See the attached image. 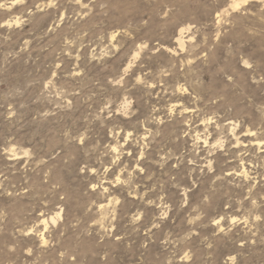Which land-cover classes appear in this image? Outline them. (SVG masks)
Segmentation results:
<instances>
[{
  "label": "rangeland",
  "instance_id": "374dc122",
  "mask_svg": "<svg viewBox=\"0 0 264 264\" xmlns=\"http://www.w3.org/2000/svg\"><path fill=\"white\" fill-rule=\"evenodd\" d=\"M231 3L0 0V264H264V0Z\"/></svg>",
  "mask_w": 264,
  "mask_h": 264
},
{
  "label": "bare ground",
  "instance_id": "6f19581e",
  "mask_svg": "<svg viewBox=\"0 0 264 264\" xmlns=\"http://www.w3.org/2000/svg\"><path fill=\"white\" fill-rule=\"evenodd\" d=\"M246 1H248V0H232V3H231V7L232 8H234V9H236V8H238L241 4H243V3H246ZM218 16V15H217ZM17 21V20H16ZM184 29L183 28H181L180 30H179V32H178V36L176 37V43H178V46L179 47H183L184 46V41H183V36H182V34H183V31ZM220 127V126H219ZM222 127V126H221ZM230 131H233V128H231V130ZM238 132V131H237ZM222 134V133H221ZM238 135V134H237ZM214 139V138H213ZM212 141V140H211ZM256 141V140H255ZM259 141H256L255 142V144L256 145H259ZM235 144H236V146L235 147H237L238 145H241L240 144V142L236 139L235 140ZM243 168V167H242ZM245 168V167H244ZM243 172H245V170L243 171ZM56 216L57 217H60V212H57L56 213ZM50 219L52 220V221H55V218L53 217V216H51L50 217ZM43 222H44V224L46 225V220L45 219H43L42 220ZM41 221V222H42ZM45 239V238H44Z\"/></svg>",
  "mask_w": 264,
  "mask_h": 264
}]
</instances>
